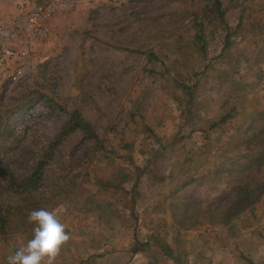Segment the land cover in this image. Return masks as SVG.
Instances as JSON below:
<instances>
[{
  "label": "rangeland",
  "instance_id": "1",
  "mask_svg": "<svg viewBox=\"0 0 264 264\" xmlns=\"http://www.w3.org/2000/svg\"><path fill=\"white\" fill-rule=\"evenodd\" d=\"M30 1L0 0V21L11 18L19 5ZM202 3L81 0L71 12L49 23L46 35L32 45L27 57L8 63L9 73L17 66L21 70L15 81L0 74L1 110L13 111L33 99L23 111L10 114L11 133L23 138L25 150L37 153L40 145L58 132L66 112L73 108L81 111L104 144L100 151L82 157L87 143L80 134L73 135L61 147L57 164L49 169V185L58 180L61 187L66 185L74 191L71 201L59 200L51 210L70 235L55 264H152L149 254L138 253L129 260L126 251L135 237L145 240L157 231L168 233V239L176 238L183 259L180 264H247L239 259V252L254 264H264V195L258 211L260 219L252 228H242L234 219L229 225L240 230L231 233L228 225L216 224L208 214L221 204L228 183L225 178L205 177L220 159L219 145L234 129L229 126L226 134L212 135V142L204 150H198L202 147L201 134L189 133L190 123L218 113L222 95L230 91L239 92L247 108L264 107V41L251 35L236 38L231 53L216 63L223 46V33L218 31L203 61L199 52L190 49L193 32L189 31L193 14ZM263 3L249 0L242 8L259 20ZM238 13L229 12L231 26L236 24ZM148 52L159 56L170 73L159 74L163 68L160 63L147 62ZM208 62L214 65L192 80L198 81L196 115L186 122L187 126H181L184 107L177 102L181 96L171 79L185 70L188 74L192 70L200 73ZM40 95L53 99L63 110L47 108L38 100ZM144 126L152 129V138H147ZM14 149L8 140L0 142V159L14 161ZM104 156L126 167L129 180L125 188L138 181L140 217L127 229L117 220L122 204L115 206L92 185L94 177L113 170L105 165ZM148 170L165 175L173 172L174 181L154 186L146 174ZM263 175L259 173L256 179ZM191 179L188 186L180 188ZM178 188L175 198L197 220L188 230L173 224L166 200ZM61 197L66 193L62 192ZM31 238L18 234L0 240V264H7V257L12 255L8 246L19 248ZM158 264L177 263L162 259Z\"/></svg>",
  "mask_w": 264,
  "mask_h": 264
},
{
  "label": "trees",
  "instance_id": "2",
  "mask_svg": "<svg viewBox=\"0 0 264 264\" xmlns=\"http://www.w3.org/2000/svg\"><path fill=\"white\" fill-rule=\"evenodd\" d=\"M248 2L249 0H203L201 7L193 14L189 26V31L193 32L190 49L194 48L205 61L208 45L216 39L217 32L221 31L223 46L215 60L218 63L231 53V46L236 38L245 39L251 35L264 41V3L259 7L261 17L256 20V17L246 13V8H242ZM235 10L239 13L235 20L236 24L231 26L228 19L229 12ZM180 38L182 39L183 36ZM146 57L148 63H160L163 71L159 74L163 76L165 73H170L168 65H164L154 52L146 53ZM212 65L214 64L210 62L205 63L200 73L192 70V74H188L185 70L184 74L176 72L172 77L173 88L181 96L177 102L184 107L181 113V126H187L186 122L192 121L196 115L199 98L196 93L198 81L192 83V80L197 78L198 74H205ZM149 74L154 75L155 72L149 71ZM223 96V104L218 107V113L208 119L201 118L199 121L190 123L189 133L201 134L202 147L198 150L202 148L204 150L212 142L210 138L212 135L226 134L228 132L226 128L229 126L234 129L233 134L219 145L222 150L220 159L205 177L206 180L224 178L227 180L228 186L223 191L221 204L217 205L214 211L209 210L208 214L210 218L215 219L216 224L228 225L232 233L240 230V228L236 229V225H229L232 220H237L242 228H252L254 221L258 222L260 219L258 211L262 207L260 203L264 195V175L260 179H256V176L264 173V107H245L237 91H230ZM38 100H42L47 108L63 110V107L54 103L53 99L45 98L44 95H40ZM32 101L33 99L28 100L13 111L0 109V142L8 140L12 147L16 148L14 161L5 162L0 159V240H6L9 236L18 234L32 237L33 225L27 221L29 212L41 208L51 211L59 204V200H72L71 195L74 191H69L68 186L61 187L57 183L58 180L50 185L48 183L49 169L57 164L60 149L71 136L80 134L82 140L87 143L86 152L82 157H88L100 151L104 145L81 111L73 108L66 112L65 122L58 132L40 145L37 153L31 149L25 150L23 138L11 133L10 114L23 111ZM131 118L133 119V116ZM197 122L200 126H197ZM143 131L148 134L147 138L153 137V131L148 126H144ZM27 153H30L31 157H28ZM104 160L105 165L111 166L113 170L100 177H94L92 185L97 188L98 193L112 199L115 206L117 203L122 204L117 220L120 221V227L127 229L132 222L136 224L140 217L138 206L141 194L138 190V181L132 182L129 189L125 188L124 184L129 180L126 167L108 156H104ZM19 161L23 164L20 165ZM76 174L74 173V176ZM146 174L154 186H163L174 181L173 172L165 175L148 170ZM191 182L192 179L182 183L180 188L188 186ZM180 188L175 189L166 200H169L168 206L173 224L188 230L195 226L197 220H193L188 207L175 198V193ZM62 192L66 193V197H61ZM168 236L165 231H157L145 240L135 237L132 246L126 251L129 254V260L138 253H146L150 255L152 264H158V261L162 259H172L180 264L183 260L181 247L176 238L168 239ZM8 247L12 254L18 250L15 245ZM238 257L247 264H254L242 252L238 253Z\"/></svg>",
  "mask_w": 264,
  "mask_h": 264
},
{
  "label": "built area",
  "instance_id": "3",
  "mask_svg": "<svg viewBox=\"0 0 264 264\" xmlns=\"http://www.w3.org/2000/svg\"><path fill=\"white\" fill-rule=\"evenodd\" d=\"M81 0H31L19 5L14 15L0 21V74L15 81L21 74L17 66L10 73L9 62H18L32 52V45L42 39L49 23L57 16L75 9Z\"/></svg>",
  "mask_w": 264,
  "mask_h": 264
},
{
  "label": "clouds",
  "instance_id": "4",
  "mask_svg": "<svg viewBox=\"0 0 264 264\" xmlns=\"http://www.w3.org/2000/svg\"><path fill=\"white\" fill-rule=\"evenodd\" d=\"M32 238L7 257V264H55L61 249L70 240L65 225L54 211L41 208L29 212Z\"/></svg>",
  "mask_w": 264,
  "mask_h": 264
}]
</instances>
